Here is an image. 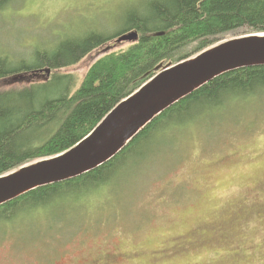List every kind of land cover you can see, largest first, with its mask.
<instances>
[{"label": "rangeland", "instance_id": "374dc122", "mask_svg": "<svg viewBox=\"0 0 264 264\" xmlns=\"http://www.w3.org/2000/svg\"><path fill=\"white\" fill-rule=\"evenodd\" d=\"M145 1L13 0L0 12V56L30 60L76 33L114 34L125 7ZM120 36L37 80L72 73L77 87L101 52L128 47ZM200 115L99 191L4 224L0 264H264V93Z\"/></svg>", "mask_w": 264, "mask_h": 264}, {"label": "trees", "instance_id": "16d2710c", "mask_svg": "<svg viewBox=\"0 0 264 264\" xmlns=\"http://www.w3.org/2000/svg\"><path fill=\"white\" fill-rule=\"evenodd\" d=\"M13 0H0V12ZM114 34L99 29L67 36L53 50L38 48L32 59L0 56V83L28 80L25 87H0V176L53 157L86 137L120 101L159 70L192 58L220 41L264 33V0H146L127 5ZM138 31L127 48L96 57L75 87L72 73L39 71L77 64L120 35ZM161 67L157 70V67ZM22 74H26L25 76ZM264 93V64L227 71L180 98L148 122L115 156L80 175L39 186L0 205V228L39 208H61L106 186L125 165L139 163L160 135L233 99Z\"/></svg>", "mask_w": 264, "mask_h": 264}, {"label": "water", "instance_id": "95a60500", "mask_svg": "<svg viewBox=\"0 0 264 264\" xmlns=\"http://www.w3.org/2000/svg\"><path fill=\"white\" fill-rule=\"evenodd\" d=\"M138 37V31H131L119 40L135 41ZM260 64H264V33L235 36L162 70L157 67L155 76L120 101L74 146L1 175L0 205L39 186L94 169L115 156L141 128L180 98L227 71Z\"/></svg>", "mask_w": 264, "mask_h": 264}]
</instances>
